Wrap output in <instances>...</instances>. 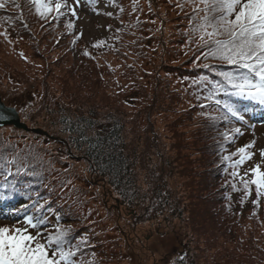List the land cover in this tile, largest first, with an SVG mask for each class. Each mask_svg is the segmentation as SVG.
<instances>
[{"label":"trees","instance_id":"obj_1","mask_svg":"<svg viewBox=\"0 0 264 264\" xmlns=\"http://www.w3.org/2000/svg\"><path fill=\"white\" fill-rule=\"evenodd\" d=\"M88 1L93 5L98 0ZM17 20L27 30L26 20L21 17ZM160 45L159 42L156 47L159 46L162 55ZM82 56L86 59L85 62L82 60V83L88 81L91 90L82 94V115L74 106L73 116H77V121L70 124L68 150L80 154L89 170L100 177V184L118 195L122 207H127L129 230L132 231L137 222V213L146 211L149 202L158 200L156 207L163 221L174 223L177 220L178 230L188 245L185 254L175 256L168 264H264V220L260 221L258 215L246 225L233 220L243 214L244 204L251 213L259 209L260 204H251L249 200L256 198H249L241 188V177L231 175L234 171L231 165L230 176L225 175V166L223 170L214 168L221 167L217 160L221 151L229 146L235 151L238 148L237 138L234 136L232 142H227L223 133L232 134L235 124L261 118L264 106L247 103L243 121L235 117L225 120L224 110L205 99L207 87L192 82L205 76L214 80L217 78L215 71L229 68L211 58L202 56L200 63H195L188 60L191 54L189 58L173 63L166 61L171 57L166 52L157 62L145 61L143 64H150L149 68H138L130 75L122 73L116 77L112 76L114 70H109V80L101 84L97 76L92 79L94 82L91 80L97 65L84 52ZM146 58L139 54L140 60ZM204 64L212 68L205 69ZM10 81H6L9 87ZM93 84L97 88H93ZM1 87L5 88L4 82H0V90L4 91ZM219 95L221 99H234L224 93ZM122 104L132 105L130 114ZM202 104L208 106L201 108ZM187 113L189 116L196 113L197 119L190 122ZM157 116L165 120L168 132L173 128L169 137L155 129ZM20 117L30 123H26L28 126L40 127L52 135L53 131L38 125L37 120H31L27 115ZM186 122L195 125L191 137L197 145V155L192 159L182 153L187 148L182 137L184 132L174 130ZM14 130L7 134L6 128L0 127V209L9 211L13 220H23L27 214L43 220V225L55 221L73 223L64 249L73 248L74 264L80 261L82 253L88 264H100L94 259L95 255L109 241L101 230L102 225L96 221L98 210L88 206L76 189L70 191L65 187L69 180L61 175L60 168L53 166L52 158H57L58 153L56 149L51 151V138ZM166 138H171L170 142H166ZM58 152L62 151L58 149ZM212 159L213 166L207 170ZM56 162L64 169L67 166L64 161ZM223 172L232 182L217 185ZM180 177L184 179L181 183L177 181ZM233 184L237 188L235 191L244 192V197L236 200L231 197ZM225 199L232 208L228 203L222 204ZM259 201L264 202V197ZM22 206L26 208L20 214L13 213L12 209ZM262 211L264 213V209ZM77 237L82 239L81 250Z\"/></svg>","mask_w":264,"mask_h":264},{"label":"rangeland","instance_id":"obj_2","mask_svg":"<svg viewBox=\"0 0 264 264\" xmlns=\"http://www.w3.org/2000/svg\"><path fill=\"white\" fill-rule=\"evenodd\" d=\"M65 2L67 7L62 10L64 14L54 19L55 13L45 17L38 15L31 0H0V3L4 4V7L0 8V76H2L0 82H4L5 86V88L1 87L5 89L4 91L0 90L2 100L7 105L14 106L19 117L27 115L31 120H37L38 125L41 124L48 131L49 128L53 131L52 133L50 131L52 137H49L51 148H53L51 151L56 149L58 155L52 160L58 165L53 163L52 165L54 168H60L61 175L69 180L65 184L67 189L70 191L76 189L79 194H82L88 206L98 210L99 215L98 213L96 215L99 219L96 221L100 226L102 225L101 230L104 232L105 239L109 241H105L106 244L100 248L101 251L96 253L94 258L96 262L100 264H168L175 256L185 254L188 246L187 239L183 240L178 230L177 220L174 223L163 221L162 214L156 207L158 201L156 200L154 203H148L149 209L140 214L137 213V222L134 223L132 231L129 230L128 218H126L127 207H122L114 191L100 184V177L89 170L88 164L80 154L68 150L67 141L71 137L69 136V132L72 131L70 124L77 121V116H73L74 106L79 108L77 113L82 115V94H87L91 90L88 81L82 83V52L87 50L90 53L87 56L97 65L91 80L97 76L101 84L109 80L113 70L112 76L119 77L122 73L130 75L138 68H149L150 64H143L145 61L157 62L166 52L171 56L166 59L167 62L178 63L192 54L188 60L200 63L205 49L199 47V33L192 30L199 20L190 24L194 4L192 0H98L93 5L88 0H78V2L65 0ZM196 3H199V0H196ZM73 8L76 12L75 16L71 14ZM198 15L203 16L204 13L201 11ZM17 17L26 20L27 30L18 23ZM69 23L74 26L69 28L67 26ZM99 41L103 43L94 47L93 45ZM159 42L163 50L162 55L159 54V46L156 47ZM139 54L144 55L145 58L148 57L140 60ZM197 57L200 59L197 60ZM85 61L86 59L83 60ZM109 70H111L110 73ZM9 80H12L10 87L6 84ZM96 84L99 86L98 83ZM96 84H93V88H97ZM122 106L128 113L132 109V105L129 104H122ZM64 108L70 113L65 112ZM21 109L23 112L20 111ZM201 115H203L202 112ZM174 118L175 116L172 120ZM188 118L192 122V119H197V115L191 113ZM24 122L30 124L26 120ZM164 125L165 120L157 116L155 129L169 137L173 128L171 132H168ZM2 127L6 128L4 132L7 134L16 131L11 125ZM233 127L232 130L235 128L241 130L240 134L235 135L237 138L235 144L238 148L254 142L250 151L255 155L237 170L239 177L251 179L249 169L255 165L258 164L264 171V159L260 156V150L264 149V121L253 123L243 121L241 125L235 124ZM194 128L195 125L189 122L181 128L178 126L174 128L179 133L180 130L184 132L182 137L187 148L182 150V153L187 154V158L191 159L197 150V145L193 143L191 137ZM170 139L166 138L165 141L170 142ZM58 149L62 152L59 153ZM221 152L217 157L221 167L214 168L223 170L225 166V175L230 176L232 161L226 163L222 157L234 153L235 148L229 146ZM238 158L233 156L232 160ZM56 161H64L67 166L64 169ZM210 162L207 170L212 168L214 160ZM181 180H184L183 177L177 181L181 183ZM229 182L232 180L230 177L225 178L224 172L220 180L217 179V185ZM230 193L235 200L245 196L242 190L230 191ZM247 196L257 199L255 189H251ZM262 197L264 196H261L259 200ZM249 201L252 204L253 200ZM226 203L229 208H232L228 199H225L222 204ZM259 204V209L253 213L247 209L248 205L244 204L243 214L238 216L237 212H233L238 216L233 220L246 225L253 222L258 215V219L263 221L264 202L259 201ZM7 218L12 217H5V220ZM3 220L0 218V226L10 228L24 226L23 220H10V222ZM52 223L54 225H51ZM52 223L41 225L38 230L47 235L55 233L57 229L67 230L74 227L71 222ZM68 225L71 226L67 227ZM29 231L33 235L36 234V230L29 229ZM241 237L245 238L243 234ZM232 239L235 241L234 236ZM77 240L78 249L81 250L82 239L77 237ZM41 241L43 242V237ZM65 250L72 251L73 248L66 247ZM79 259L81 262L77 261V264L85 262L84 253Z\"/></svg>","mask_w":264,"mask_h":264},{"label":"snow or ice","instance_id":"obj_3","mask_svg":"<svg viewBox=\"0 0 264 264\" xmlns=\"http://www.w3.org/2000/svg\"><path fill=\"white\" fill-rule=\"evenodd\" d=\"M192 2L194 7L190 24L199 20L192 30L199 33V47L205 49L202 56L229 66L227 70L215 71L217 78L214 80L205 76L193 83L207 87L208 94L205 99L224 110L225 120L235 117L243 121L247 103L264 106V0ZM31 3L38 15L45 17L55 13L54 19L62 16V10L67 7L65 0H31ZM3 7L4 4L0 3V8ZM201 11L203 16L198 15ZM71 14L76 15L74 8ZM67 26L71 28L74 24L69 23ZM102 43L103 41H99L93 46L97 47ZM84 55L90 53L85 50ZM203 68L210 69L212 66L204 64ZM221 93L234 99H221ZM207 106L200 105L201 108ZM20 111L23 112V109ZM14 118L15 110L0 108V123H9ZM240 131L239 128L233 129L232 134L226 131L223 133L225 140L232 142ZM253 146L254 142L243 145L234 153L222 157L223 160L232 161L231 167L235 169L231 173L233 177L238 176L237 170L240 166L255 155L250 151ZM233 156L239 158L232 160ZM260 156L264 159V149L260 150ZM249 172L252 178L241 177V184L246 194H250L251 186H255L257 199L252 203L256 205L259 198L264 196V171L257 164ZM232 187L234 191L237 190L235 184ZM24 208L26 206L12 211L20 214ZM43 223L38 217L25 214L23 227L0 226V264H74L75 253L63 247L70 229H57L55 233L45 235L38 230ZM29 229L36 230V234L33 235Z\"/></svg>","mask_w":264,"mask_h":264},{"label":"water","instance_id":"obj_4","mask_svg":"<svg viewBox=\"0 0 264 264\" xmlns=\"http://www.w3.org/2000/svg\"><path fill=\"white\" fill-rule=\"evenodd\" d=\"M0 108H5V109H8V110H15V118L9 122V123H0V127L4 126V125H11L17 129H20V130H23V131H30V132H33V133H41L45 136H49L50 135L45 131L43 130L42 128L40 127H29L25 122H23L20 117H19V114H18V111L16 110V108L12 105H7L3 100H2V97L0 95Z\"/></svg>","mask_w":264,"mask_h":264}]
</instances>
